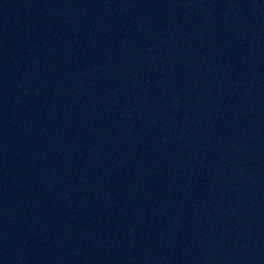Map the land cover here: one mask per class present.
I'll list each match as a JSON object with an SVG mask.
<instances>
[{
  "label": "water",
  "instance_id": "water-1",
  "mask_svg": "<svg viewBox=\"0 0 264 264\" xmlns=\"http://www.w3.org/2000/svg\"><path fill=\"white\" fill-rule=\"evenodd\" d=\"M0 264H264V0H0Z\"/></svg>",
  "mask_w": 264,
  "mask_h": 264
}]
</instances>
